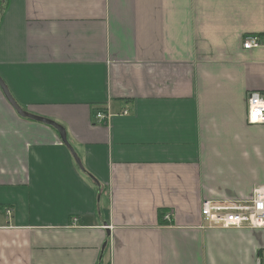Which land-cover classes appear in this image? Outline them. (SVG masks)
<instances>
[{"label":"crops","instance_id":"1","mask_svg":"<svg viewBox=\"0 0 264 264\" xmlns=\"http://www.w3.org/2000/svg\"><path fill=\"white\" fill-rule=\"evenodd\" d=\"M0 77L82 166L0 88V264H257L200 207L264 186V0H0Z\"/></svg>","mask_w":264,"mask_h":264},{"label":"built area","instance_id":"2","mask_svg":"<svg viewBox=\"0 0 264 264\" xmlns=\"http://www.w3.org/2000/svg\"><path fill=\"white\" fill-rule=\"evenodd\" d=\"M261 44L256 35L246 34L241 40L244 49ZM106 115L102 110L95 111V119L104 121ZM246 121L249 124L264 123V91L253 90L247 94ZM10 210L7 209V212ZM200 214L208 226L218 227H264V186H256L252 197L247 200H203ZM168 219V214L164 217ZM70 224H77L73 216ZM257 264H264V249L258 253Z\"/></svg>","mask_w":264,"mask_h":264},{"label":"water","instance_id":"3","mask_svg":"<svg viewBox=\"0 0 264 264\" xmlns=\"http://www.w3.org/2000/svg\"><path fill=\"white\" fill-rule=\"evenodd\" d=\"M0 88L2 89L6 99L8 100V102L12 105V107L15 109V111L22 117H26V118H30L39 122H43L45 124H48L50 126H52L59 134L61 141L63 142V144L68 148V150L71 152L76 164L80 167V169H82V166L72 148V146L68 143L66 137H65V130L64 128L58 124L56 121L50 119V118H46L43 116H39V115H35L32 114L28 111H26L25 109H23L12 97V95L10 94L6 84L4 83V81L2 80V78L0 77Z\"/></svg>","mask_w":264,"mask_h":264},{"label":"trees","instance_id":"4","mask_svg":"<svg viewBox=\"0 0 264 264\" xmlns=\"http://www.w3.org/2000/svg\"><path fill=\"white\" fill-rule=\"evenodd\" d=\"M161 214V213H160Z\"/></svg>","mask_w":264,"mask_h":264}]
</instances>
